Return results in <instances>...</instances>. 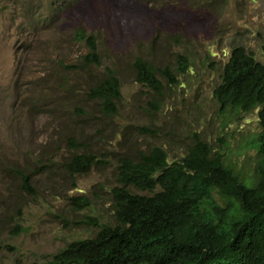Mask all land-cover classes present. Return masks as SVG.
Masks as SVG:
<instances>
[{
	"label": "rangeland",
	"instance_id": "rangeland-1",
	"mask_svg": "<svg viewBox=\"0 0 264 264\" xmlns=\"http://www.w3.org/2000/svg\"><path fill=\"white\" fill-rule=\"evenodd\" d=\"M77 28L93 34L98 64H84ZM235 47L264 64V0H0V264H44L113 225L123 156L157 146L172 162L198 139L249 186L257 110L220 114L212 97ZM136 60L176 86L138 84ZM109 75L119 97L105 113L92 92ZM76 155L94 157L87 174L67 171Z\"/></svg>",
	"mask_w": 264,
	"mask_h": 264
},
{
	"label": "trees",
	"instance_id": "trees-1",
	"mask_svg": "<svg viewBox=\"0 0 264 264\" xmlns=\"http://www.w3.org/2000/svg\"><path fill=\"white\" fill-rule=\"evenodd\" d=\"M74 37L86 47L84 64H98L93 34L77 28ZM177 61L178 74H185L188 63L182 56ZM133 70L136 82L156 93L160 75L177 84L167 69L159 72L144 60H136ZM92 94L103 112L113 111L117 79L107 76ZM212 97L220 114L257 110L259 160L249 186L222 154L198 139L172 162L157 146L135 159L123 156L112 192L114 224H97L92 238L68 243L44 264H264V64L233 48ZM94 162L93 156L76 155L66 169L84 175ZM70 200L87 206L83 198Z\"/></svg>",
	"mask_w": 264,
	"mask_h": 264
}]
</instances>
